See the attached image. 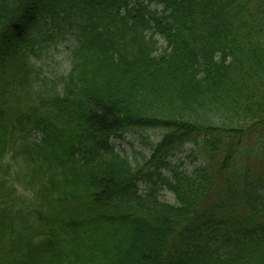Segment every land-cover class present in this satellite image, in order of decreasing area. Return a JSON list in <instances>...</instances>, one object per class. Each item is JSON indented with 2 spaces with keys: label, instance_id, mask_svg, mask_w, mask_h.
<instances>
[{
  "label": "trees",
  "instance_id": "1",
  "mask_svg": "<svg viewBox=\"0 0 264 264\" xmlns=\"http://www.w3.org/2000/svg\"><path fill=\"white\" fill-rule=\"evenodd\" d=\"M257 161L264 0H0V264H264Z\"/></svg>",
  "mask_w": 264,
  "mask_h": 264
},
{
  "label": "rangeland",
  "instance_id": "2",
  "mask_svg": "<svg viewBox=\"0 0 264 264\" xmlns=\"http://www.w3.org/2000/svg\"><path fill=\"white\" fill-rule=\"evenodd\" d=\"M67 43H62L58 45L57 48L53 51V54L49 57V67L50 72H55L61 74L68 70L67 61L65 56L67 54L66 50ZM146 136L150 138H156L159 136V132L153 133H126L123 134L121 138L112 137L111 142L114 145L116 151L121 154H125L129 159L135 162V159L140 161L138 152H141L143 155L149 156L150 150L147 147H144L140 140L141 136ZM194 147L191 144H186L184 150L175 157L169 159L171 165H178L181 169H192L196 164L201 163V159L196 154H193ZM257 164L264 168V161H257ZM164 173L169 174L168 170H164ZM140 188L143 189V185H140ZM160 199L164 200L167 203H174V196L166 189L159 190Z\"/></svg>",
  "mask_w": 264,
  "mask_h": 264
}]
</instances>
